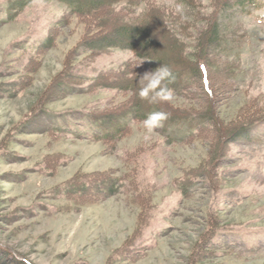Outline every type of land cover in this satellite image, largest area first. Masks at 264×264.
Returning a JSON list of instances; mask_svg holds the SVG:
<instances>
[{
	"label": "rangeland",
	"instance_id": "obj_1",
	"mask_svg": "<svg viewBox=\"0 0 264 264\" xmlns=\"http://www.w3.org/2000/svg\"><path fill=\"white\" fill-rule=\"evenodd\" d=\"M156 1L169 8L181 3ZM5 2L0 0V245L33 264L40 257L48 264H264V124L250 140L231 144L221 180L195 178L193 192L184 197L178 183L207 167L213 136L188 139L180 125L149 133L140 122L112 147L78 137L88 129L87 110L131 94L97 88L49 97L53 79L72 69L87 75L84 87L103 68L136 57L121 48L77 52L87 28L74 16L37 62L35 47L66 6L33 0L7 21ZM261 2L233 19L247 36L235 44L241 58L238 89L217 105L226 122L237 119L251 100H264ZM197 4L203 13L212 10L210 0ZM32 59L37 66L30 65ZM41 108L46 110L34 131L23 132ZM103 171L124 177L128 188L99 200L65 194L71 180Z\"/></svg>",
	"mask_w": 264,
	"mask_h": 264
},
{
	"label": "trees",
	"instance_id": "obj_2",
	"mask_svg": "<svg viewBox=\"0 0 264 264\" xmlns=\"http://www.w3.org/2000/svg\"><path fill=\"white\" fill-rule=\"evenodd\" d=\"M32 1L6 0L7 21ZM57 1L66 6V11L35 47L36 61V56L54 46L58 30L74 16L87 28L86 38L76 48L77 52L86 49L99 54L121 48L131 50L136 57L117 67L103 68L84 87L87 75L72 69L62 71L53 79L48 88L49 97L97 88H116L120 94H131L120 103L109 102L104 107L87 110L83 118L88 129L79 132L78 137L101 141L112 147L131 131L133 124L144 123L149 113L163 111L168 118L163 121L161 131L180 125L189 131L188 139L204 133L213 136L207 167L193 171L178 183L183 196L193 192L195 178L221 180L224 176L220 168L227 162L231 144L250 140L253 130L264 124V100H251L243 112L238 113V118L230 122L224 120L217 106L223 97L229 98L234 89H238L241 58L235 52V47L240 45L235 44L247 34L233 19L249 8L260 7L262 0H210L212 10L204 13L196 8L199 0H179L185 8L183 17L175 12V8L161 5L156 0ZM141 59H146V63L140 62ZM36 61L32 59L30 65L37 66ZM162 64L172 72V79L166 83L173 99L150 103L139 96L138 82L146 72L154 71ZM175 99L186 101L190 106L174 104ZM45 110L38 109L23 125V132L34 131ZM123 178L112 171L95 172L84 179L78 176L66 184L64 192L76 200L105 199L128 188L129 184ZM130 249H133V243ZM13 261L33 264L13 256L0 245V264Z\"/></svg>",
	"mask_w": 264,
	"mask_h": 264
},
{
	"label": "clouds",
	"instance_id": "obj_3",
	"mask_svg": "<svg viewBox=\"0 0 264 264\" xmlns=\"http://www.w3.org/2000/svg\"><path fill=\"white\" fill-rule=\"evenodd\" d=\"M175 12L183 17L185 13L184 5L177 3ZM170 79H172L171 69L163 64L154 71L146 72L138 82L140 84L139 96L142 99H147L150 103L171 101L173 94L166 83ZM167 118L168 114L163 111L149 113L144 120V127L151 133L153 130L162 127L163 121ZM37 264H48V261L45 257H40Z\"/></svg>",
	"mask_w": 264,
	"mask_h": 264
}]
</instances>
